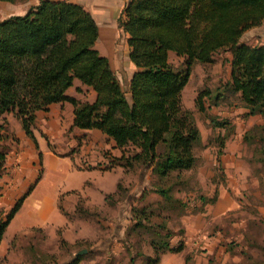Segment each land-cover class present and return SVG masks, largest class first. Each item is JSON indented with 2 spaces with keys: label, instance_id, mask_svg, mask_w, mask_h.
I'll return each mask as SVG.
<instances>
[{
  "label": "trees",
  "instance_id": "16d2710c",
  "mask_svg": "<svg viewBox=\"0 0 264 264\" xmlns=\"http://www.w3.org/2000/svg\"><path fill=\"white\" fill-rule=\"evenodd\" d=\"M263 20L264 0H127L117 25L128 35L129 58L136 70L125 89L109 58L94 47L99 26L92 14L71 1L39 0L24 13L0 20V114L14 113L37 147L32 130L35 112L68 100L74 105V126L99 129L121 149L119 157L110 156L107 168L116 164L126 170L150 168L161 180L173 172L178 175L196 166L195 147L201 139L192 111L181 103L195 62L231 53L230 80L214 94L198 92V110L205 108L203 95L217 105L223 92L230 91L247 108L245 116L264 118V46L240 40L244 31ZM168 51L184 57V70L173 69ZM74 78L93 88V102H79L66 94ZM212 122L224 124L214 118ZM228 135L216 151L218 168ZM243 138L246 144H257L248 159L251 166L254 162L264 166V122L247 129ZM38 156L41 159L40 151ZM4 161L5 151L0 150V176ZM153 190L171 199L169 187L156 185ZM26 194L0 221V241ZM131 211L134 228L154 229L158 236L149 240L155 253L148 264L157 262L160 252L182 249V242L169 245L171 232L157 233L156 228L163 226L151 221L152 210L132 207ZM75 263L76 259L65 264Z\"/></svg>",
  "mask_w": 264,
  "mask_h": 264
},
{
  "label": "crops",
  "instance_id": "0c3cea01",
  "mask_svg": "<svg viewBox=\"0 0 264 264\" xmlns=\"http://www.w3.org/2000/svg\"><path fill=\"white\" fill-rule=\"evenodd\" d=\"M67 1L80 4L92 14L99 26V37L95 42L101 51L99 53L109 58L117 77L127 89L136 67L129 58L126 43L128 35L117 25V18L127 0ZM38 2L39 0L13 2L0 0V20L11 14H22ZM23 8L26 10L18 13ZM120 36L121 41L118 44L117 39ZM240 40L249 45L264 46V20L259 25L244 31ZM224 53L228 61L225 81H228L231 71V53L229 51ZM66 94L79 102H93L96 96L92 87L85 85L77 78H74L72 84L66 89ZM246 110L247 108L239 105L235 107V110L216 113L221 115L218 118H229L233 115L237 117ZM261 117L259 114L249 115L244 128L239 129L236 125L233 133L224 140L220 165L227 179L225 186L222 185L219 188L220 195H223L228 188L234 191H245L247 184L244 185V181H252L255 184L256 177L248 161L251 153L246 151L243 135L251 126L262 124L264 120ZM73 119L74 105L68 100L52 102L46 109L37 110L32 126L37 142L36 147L14 113L0 114V125L2 123L0 150L5 151L4 169L0 176V214L7 213L16 201L27 193L4 229L0 241V254L6 250L8 264H47V260H42L41 255L56 254L61 251L63 240L72 248L70 255L58 259L57 264H65L74 259H76L75 264H148L155 253L149 243L151 238L149 235L155 230L140 231V228H134L136 219L132 216L131 209L138 206L144 210H152L151 201L138 199L130 203L127 200H109V198L120 189H125L129 196L133 192L141 196L143 190L150 187L154 177L150 168L126 170L122 165L116 164L108 169H101L97 163L104 159V151L109 150L112 157H119L121 149L116 147L114 140L101 130L78 128L73 125ZM78 146L79 150H77ZM73 148L75 150H72ZM12 151H15L14 156L10 155ZM38 151L41 152V159H39ZM239 179L242 181L239 182ZM87 195H93L94 199L90 202L97 208L95 209L97 213L91 218L82 220L69 219L68 214L75 213L78 197ZM60 200L63 207L59 204ZM101 209H103L102 212ZM121 209L127 210L126 214L122 213ZM208 210L205 204L204 211L200 213L206 215ZM188 217L184 215L182 219L184 231L177 237L183 240L182 249L177 252L170 250L160 252L159 260L150 264H187V255L196 252L189 244ZM212 221L215 222V218ZM88 224L92 225L94 231L92 234L86 231ZM33 229L44 232V241L57 235L58 244L53 250L43 244L36 245L32 239L31 243L27 241L23 244L22 234L33 232ZM58 229L61 230L60 236L56 233ZM157 230L160 228H156ZM136 231L145 232L149 236L142 239L140 247H134L125 240L127 237L131 241L132 234ZM176 236L174 233L172 238L168 239L170 246L175 245L173 237ZM218 238V236H211L202 242L203 248H206L205 264L214 256L216 251L214 246ZM11 241L14 247L8 250L6 248ZM219 242L217 246L221 245V240ZM87 244L91 245L87 246ZM80 249H86V251L77 255ZM226 253L229 255V251L226 250ZM72 254L75 256L70 257ZM195 255L198 260L201 258L198 254ZM18 256L20 258L15 261L14 257Z\"/></svg>",
  "mask_w": 264,
  "mask_h": 264
},
{
  "label": "rangeland",
  "instance_id": "374dc122",
  "mask_svg": "<svg viewBox=\"0 0 264 264\" xmlns=\"http://www.w3.org/2000/svg\"><path fill=\"white\" fill-rule=\"evenodd\" d=\"M24 10L26 9L23 8L18 13H22ZM120 39L121 36L117 39L118 44H120ZM94 47L101 52L96 44H94ZM224 55V52H219L214 54L213 60L210 62H195L189 70L188 81L181 91L182 106L192 111L200 131L201 139L195 147L196 166L192 169L182 170L178 175L173 172L163 180L153 177L154 180L151 182L155 185L152 186L151 184L150 187L145 188L142 195H138L139 197L135 192L129 196L125 189H120L114 196H110L109 200L121 199L130 203H132V200L136 201L138 199L151 201L153 215L150 219L154 223L163 226V228L157 230V233L160 236L167 231L172 234L175 233L177 235L175 238L173 237L175 245L179 242L183 243V240L177 237L180 234L182 235L184 231L182 225L184 215L189 216V244L194 247L197 252L195 254H198L201 258L198 260L197 255L192 252V255H187V264H205L206 248H203L202 242L211 236H218L217 243H220L221 240V245L218 244L217 246L215 242L214 248L216 247V251L214 256L206 264H264V166L257 162L252 164L256 182L254 184L252 181H244V185L247 184L245 191H234L232 188H228L223 192V195H220L219 188L222 185L225 186L227 177L222 166L220 165L218 168L217 162H215V153L220 147L222 148L223 136L227 134L230 136L236 125L239 129H243L247 124L248 116H245V112H243L238 114L237 117L233 115L229 118H218L221 115L216 112H229L235 110L236 106L242 105L238 95L230 91L223 92V96L217 105L212 104V99L209 96L203 95L205 107L203 111L198 110L194 102L198 92L208 90L214 94L217 87L222 89V85L230 80L225 81L228 73L226 62L228 61ZM168 61L174 70H184L186 68L184 57L175 54L173 51H168ZM212 118L224 124L214 125ZM232 118L236 122H232ZM79 146L76 147L77 150H79ZM256 146L255 142L246 144L247 153H251ZM72 150H75V148ZM14 154L15 151L10 152V155L14 156ZM110 156V151L105 150L104 159L98 161L97 165H100L101 169H108L105 164H109ZM241 181L242 179H239V182ZM156 185L169 187L171 199L166 200L162 195L155 192L153 189ZM91 199H94L93 195L79 196L75 213L68 214V218L76 221L93 217L97 213V210H95L97 208L90 202ZM210 200H213V202H209ZM202 202H205L204 204H207L209 209L206 215L200 213V211H204ZM59 204L62 206L61 200ZM134 207L139 208L138 206ZM102 210L100 211L102 212ZM121 211L126 214L127 210L121 209ZM136 211L140 212V209ZM136 211L135 213H137ZM6 214V212L0 214V221L5 219ZM214 218L215 222L212 221ZM33 230V232L29 231L27 234H22L21 242L23 244L27 241L31 243L32 239L36 245H46L50 250H53L58 244L57 235L44 241V232L40 229ZM142 230L144 229L140 231ZM86 231L91 234L94 232L91 224L86 226ZM56 233L60 236L61 230L58 229ZM132 235L131 241L127 237L125 240L134 247H140L142 245L141 241L146 238L147 233L136 231ZM155 235V232H151L149 236L153 237ZM156 237L158 236L156 235ZM56 239L58 240L56 241ZM91 244H87V246ZM124 245L127 246V244ZM13 247L14 244L11 241L6 249L12 250ZM92 247H95V245H92ZM71 248L66 243L61 244V251L56 254L43 253L44 255H41V258L47 260V264H57L58 259L70 255ZM225 249L229 251V255ZM6 255V250L0 254V264H8ZM74 256L75 254H72L70 257ZM14 258L15 261H18L20 256Z\"/></svg>",
  "mask_w": 264,
  "mask_h": 264
},
{
  "label": "water",
  "instance_id": "95a60500",
  "mask_svg": "<svg viewBox=\"0 0 264 264\" xmlns=\"http://www.w3.org/2000/svg\"><path fill=\"white\" fill-rule=\"evenodd\" d=\"M86 251V249H80L79 251H77V255H80L82 253H84Z\"/></svg>",
  "mask_w": 264,
  "mask_h": 264
},
{
  "label": "built area",
  "instance_id": "2783aa9c",
  "mask_svg": "<svg viewBox=\"0 0 264 264\" xmlns=\"http://www.w3.org/2000/svg\"><path fill=\"white\" fill-rule=\"evenodd\" d=\"M105 166H107V165L105 164Z\"/></svg>",
  "mask_w": 264,
  "mask_h": 264
}]
</instances>
